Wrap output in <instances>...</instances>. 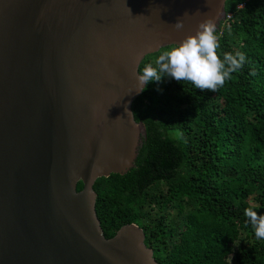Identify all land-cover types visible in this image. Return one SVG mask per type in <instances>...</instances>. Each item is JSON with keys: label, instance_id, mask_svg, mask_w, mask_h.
I'll list each match as a JSON object with an SVG mask.
<instances>
[{"label": "water", "instance_id": "1", "mask_svg": "<svg viewBox=\"0 0 264 264\" xmlns=\"http://www.w3.org/2000/svg\"><path fill=\"white\" fill-rule=\"evenodd\" d=\"M228 1L0 0V264H160L139 225L105 236L94 186L135 167L142 62Z\"/></svg>", "mask_w": 264, "mask_h": 264}, {"label": "trees", "instance_id": "2", "mask_svg": "<svg viewBox=\"0 0 264 264\" xmlns=\"http://www.w3.org/2000/svg\"><path fill=\"white\" fill-rule=\"evenodd\" d=\"M226 14L216 51L243 53V67L215 92L149 81L132 107L147 132L135 167L94 186L105 236L139 225L160 264H264L244 214L264 215V0H229Z\"/></svg>", "mask_w": 264, "mask_h": 264}, {"label": "clouds", "instance_id": "3", "mask_svg": "<svg viewBox=\"0 0 264 264\" xmlns=\"http://www.w3.org/2000/svg\"><path fill=\"white\" fill-rule=\"evenodd\" d=\"M173 27L176 30L183 29V20L177 19ZM216 33L217 16L200 21L194 35H186L179 43L159 55L156 60L158 67L151 64L144 67L143 72L137 76V91H143L149 81H159L162 74H167L177 81H190L202 91L215 92L246 62V57L241 52L225 53L222 60L216 51L219 46ZM244 214L253 227L256 238L264 239V215H259L251 207Z\"/></svg>", "mask_w": 264, "mask_h": 264}, {"label": "built area", "instance_id": "4", "mask_svg": "<svg viewBox=\"0 0 264 264\" xmlns=\"http://www.w3.org/2000/svg\"><path fill=\"white\" fill-rule=\"evenodd\" d=\"M230 17H231L230 15H229V16H227L226 20H225L223 23H225V22L227 21V19H228V18H230Z\"/></svg>", "mask_w": 264, "mask_h": 264}]
</instances>
